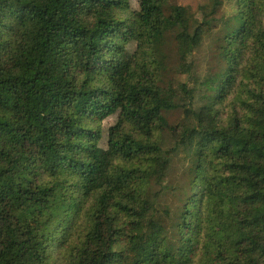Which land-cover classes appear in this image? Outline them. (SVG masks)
Instances as JSON below:
<instances>
[{
    "label": "trees",
    "instance_id": "obj_1",
    "mask_svg": "<svg viewBox=\"0 0 264 264\" xmlns=\"http://www.w3.org/2000/svg\"><path fill=\"white\" fill-rule=\"evenodd\" d=\"M229 1L0 0V264H264V0ZM221 23L203 90L167 78Z\"/></svg>",
    "mask_w": 264,
    "mask_h": 264
},
{
    "label": "rangeland",
    "instance_id": "obj_2",
    "mask_svg": "<svg viewBox=\"0 0 264 264\" xmlns=\"http://www.w3.org/2000/svg\"><path fill=\"white\" fill-rule=\"evenodd\" d=\"M208 0H169L171 5H181L188 8L190 13L194 15L197 19H202V14L200 7L206 4ZM130 5L132 8L137 7V0H130ZM233 6L231 1L224 0L223 6L220 8L218 16H225V19L232 12ZM223 24L221 23L217 28L205 27L203 31L197 35L196 44L191 51V54L188 56L187 62L191 64V69L189 73H182L178 71V58L171 52L168 63L167 70L165 72L166 77L173 82L184 83L188 89L203 90L205 87L204 80L208 73V70L215 65V45L219 41V35L222 33ZM132 48V47H131ZM200 104L198 98V93L195 95L194 105L197 107ZM166 118L168 124L175 126L181 122H185L188 126L193 124L191 120H186L182 114L180 108L169 111L166 113ZM115 122V116H110L106 118L102 123V141L101 144H104L106 137L107 128ZM176 139L172 137L170 131L165 129L162 134L161 147L164 150H171L175 146ZM171 170L169 176L166 178L164 185H171L175 178L180 175V172L183 167V155L182 149L179 148L178 152H173L172 155ZM159 189V186L153 185L152 190L156 191ZM168 190L166 188L163 190L158 199H156L155 208L152 211V216L156 217L159 206L163 203L169 201V195H167Z\"/></svg>",
    "mask_w": 264,
    "mask_h": 264
}]
</instances>
